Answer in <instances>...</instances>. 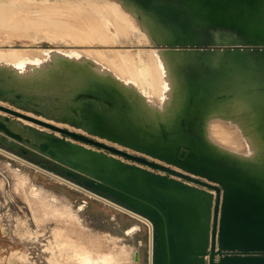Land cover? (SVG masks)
I'll return each mask as SVG.
<instances>
[{
  "label": "rangeland",
  "instance_id": "rangeland-1",
  "mask_svg": "<svg viewBox=\"0 0 264 264\" xmlns=\"http://www.w3.org/2000/svg\"><path fill=\"white\" fill-rule=\"evenodd\" d=\"M130 1L134 5L127 9L120 6L123 0H0V103L88 134L98 113L155 136H195L217 157L264 172L245 146L220 140L234 154L209 149L204 123L217 120L200 107L222 103L230 117L237 93L245 92L248 101L263 96L264 44L211 17L199 25L172 0ZM166 4L174 20L168 27L157 20V7ZM48 13L60 15L73 30H61ZM19 17L26 22L15 24ZM218 62L228 67L224 71L239 64L247 73L241 84L206 98L190 84H174L175 75L164 67L177 65L174 70L190 77L199 65L212 73ZM174 94L183 107L181 124L172 126L166 117ZM0 121L28 144L52 133L4 111ZM246 130L242 144L250 146L264 127L251 124ZM4 153L0 149V264H149L146 221ZM133 225L141 228L131 230Z\"/></svg>",
  "mask_w": 264,
  "mask_h": 264
},
{
  "label": "water",
  "instance_id": "water-1",
  "mask_svg": "<svg viewBox=\"0 0 264 264\" xmlns=\"http://www.w3.org/2000/svg\"><path fill=\"white\" fill-rule=\"evenodd\" d=\"M221 2L246 14L260 0ZM230 12L214 6L208 14L264 44V27L246 30ZM0 111L52 132L28 144L0 121L4 154L152 223L149 264H264V172L217 157L195 136H155L103 114L88 134L2 103Z\"/></svg>",
  "mask_w": 264,
  "mask_h": 264
},
{
  "label": "bare ground",
  "instance_id": "bare-ground-1",
  "mask_svg": "<svg viewBox=\"0 0 264 264\" xmlns=\"http://www.w3.org/2000/svg\"><path fill=\"white\" fill-rule=\"evenodd\" d=\"M123 1L124 2H121L120 6L126 5L127 9H129V7H132L134 5V3H132L131 1L129 5L126 4V0ZM153 1L158 3V1L160 0H153ZM172 1L177 2L179 7L182 6L183 8H185L189 12V14L195 19L196 23H199V25L202 24V21L205 18L210 17V14H208L210 8L216 6V9H218L221 12L231 10L232 12L230 13L233 17H236V19H238L239 22L246 24L245 25L246 30H249L250 28H252L250 30H256V29L259 30L260 28L264 27V0H260L258 4V8L255 11H253L251 8H247L248 11L246 13L247 15L241 13L236 8L233 7L228 8L227 4L225 3L224 5V3L221 2V0H210V1L207 0L206 2L205 0H172ZM182 1L183 4L181 5L180 2ZM218 1H220V3ZM151 7H152L151 4H147V6H145V10L148 12L151 9ZM168 8H172V6L166 4L157 7V10L162 15V18L158 19L159 18L158 17L157 20L161 23L162 26H166V27L170 26L172 22H174V20L173 21L171 20L173 14L172 12L168 11L169 10ZM225 8H227V10H225ZM166 12L169 13L166 14ZM49 14L51 13H48V15ZM245 15L246 17H244ZM49 16L47 17L50 18V20L61 30L65 32H71L73 30L71 26L61 18L60 15H56V16L49 15ZM25 22L26 21L24 20V18L19 17L15 21V24L21 25L22 23ZM44 51L48 52L49 50L45 49ZM224 64H220L219 62L218 64L217 63L212 64L213 66L211 65L212 66L211 68H213L212 70H214L212 73H210L211 70L207 71L206 66L199 65V72L197 74H193L190 77H185L184 73L181 72V70L180 71L174 70V67H177V65L173 66L171 64H167L164 67L167 73H173L175 75L176 79H174L175 80L174 84L177 83H183V85L190 84V89L192 91H195L199 96L206 98L217 94L218 90L222 88L229 87L235 83L241 84L242 82H244V76H245L244 74H246L247 72L246 71L243 72V70H241L244 69L243 66L239 64L232 65L230 66L229 71L228 70L224 71L223 70L225 68ZM218 70H223V72L222 71H221L222 73L220 71L218 72ZM261 94L262 93H259V96L251 98V100L248 101L245 100V97H249L245 92L237 93V98L234 101L230 102V105L233 106L232 111L229 112V114L233 116L230 117H228L227 115L225 116L226 113H224V108L221 105L222 103H214V104L205 103L203 105H200L201 108H206L208 110L207 114L216 117L217 120V121L208 120L207 123H204L205 124L204 128H206L204 130V136L205 138L208 139L207 141H209L206 144H209L211 146L209 147V149L215 150L217 152H222L224 154L227 153L234 154L233 152L234 149L230 146L222 145L220 140H225L227 143H230L232 145L237 144V146L239 147L245 146L249 148L247 149V151H250V153H252L253 157L255 158L254 162L259 167V169L264 168V130L263 133L260 136H258L256 139H249L252 140L250 146L242 144L243 142L242 138L245 137L247 133L246 129L249 127V125L254 124L257 127H264V94L263 96H261ZM178 96L179 94H174L172 95L171 100H168V106H167L168 114L166 118H167V122L170 123L172 126L176 125L177 123L179 124V122L181 124L180 118L182 116L180 115L181 112L180 108L183 107L182 106L183 104L179 102L178 99L181 97ZM153 103H154V99H152L151 104ZM224 121L225 122L228 121L229 123L227 122L222 124V122ZM34 124L42 129L50 130L48 128L43 127L42 125L36 123ZM254 133L260 134V131H254ZM130 214L140 219H143L150 225L149 227L151 228L152 223L148 219H146L143 216L135 215L134 213H130Z\"/></svg>",
  "mask_w": 264,
  "mask_h": 264
}]
</instances>
